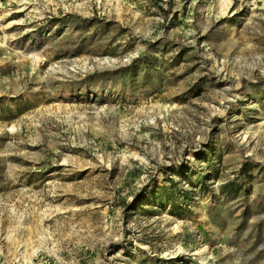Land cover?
Here are the masks:
<instances>
[{
    "label": "rangeland",
    "instance_id": "1",
    "mask_svg": "<svg viewBox=\"0 0 264 264\" xmlns=\"http://www.w3.org/2000/svg\"><path fill=\"white\" fill-rule=\"evenodd\" d=\"M28 1L0 0V264H264V0Z\"/></svg>",
    "mask_w": 264,
    "mask_h": 264
},
{
    "label": "trees",
    "instance_id": "2",
    "mask_svg": "<svg viewBox=\"0 0 264 264\" xmlns=\"http://www.w3.org/2000/svg\"><path fill=\"white\" fill-rule=\"evenodd\" d=\"M174 173H176V175H178L179 178H181L183 181H187L189 182V176L186 174V172H184L183 170H181L180 167H177L174 170ZM169 186L168 187H164L163 189H161V195L157 196L156 192L154 193V198L157 199V197H159V204L160 205H176L177 201L182 200L184 196L180 195V190L178 189V186L176 184V182L171 179L169 181Z\"/></svg>",
    "mask_w": 264,
    "mask_h": 264
},
{
    "label": "bare ground",
    "instance_id": "3",
    "mask_svg": "<svg viewBox=\"0 0 264 264\" xmlns=\"http://www.w3.org/2000/svg\"><path fill=\"white\" fill-rule=\"evenodd\" d=\"M30 2L28 0H20L19 2V8L17 9V12H22L25 11L26 9L29 8ZM33 61L37 62L38 57L36 54L31 55L30 57Z\"/></svg>",
    "mask_w": 264,
    "mask_h": 264
}]
</instances>
